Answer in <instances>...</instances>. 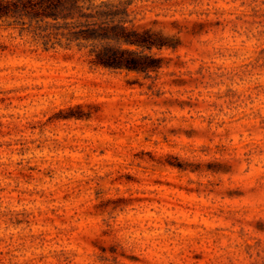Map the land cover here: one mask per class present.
Instances as JSON below:
<instances>
[{
  "label": "rangeland",
  "instance_id": "374dc122",
  "mask_svg": "<svg viewBox=\"0 0 264 264\" xmlns=\"http://www.w3.org/2000/svg\"><path fill=\"white\" fill-rule=\"evenodd\" d=\"M130 1L157 71L0 21V264H264V0Z\"/></svg>",
  "mask_w": 264,
  "mask_h": 264
},
{
  "label": "trees",
  "instance_id": "16d2710c",
  "mask_svg": "<svg viewBox=\"0 0 264 264\" xmlns=\"http://www.w3.org/2000/svg\"><path fill=\"white\" fill-rule=\"evenodd\" d=\"M130 5V0H0V21L20 26L44 52L85 53L94 69L157 71L162 58L154 50L175 45L161 33L130 27Z\"/></svg>",
  "mask_w": 264,
  "mask_h": 264
}]
</instances>
